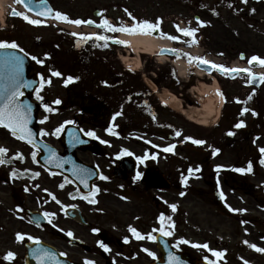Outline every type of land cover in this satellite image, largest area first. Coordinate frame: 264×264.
<instances>
[{
    "label": "rangeland",
    "instance_id": "obj_1",
    "mask_svg": "<svg viewBox=\"0 0 264 264\" xmlns=\"http://www.w3.org/2000/svg\"><path fill=\"white\" fill-rule=\"evenodd\" d=\"M47 1L53 10L66 13L70 19H91L99 23L101 19L106 18L118 27L133 24V20L125 9L137 20L147 19L155 22L157 18H161L160 32L181 37L178 41L168 42L172 50H177L179 41L187 43L192 39L179 33L175 25L198 29L195 33L197 43L180 51V59L187 64L188 76L184 80L177 76L169 62L158 63L157 56H141L140 65L134 71L123 67L121 63V57L127 54L124 45L107 43V46H104L103 41L80 40L79 37L72 35L74 32L100 33L112 37L111 31H97L81 25L73 31L70 27L74 24L71 23L58 25L47 21L40 25H33L22 17L9 18L10 8L16 6L14 0H6L3 6L0 40L14 39L18 45L29 50L31 57L36 56L38 60H47L42 70L51 83L45 84L41 96L49 105L56 106L52 102L57 98L62 103L56 108L57 111L46 115L40 112L39 122L45 116L48 117L45 122H64L73 117L74 109L64 110L65 91L73 90L75 93L84 91L101 101L98 104L99 110L102 109L99 111L101 122H110L112 126L116 122V127L120 129L123 137L128 139L139 137L142 140L147 137L151 142L147 141L148 144L156 149H161L168 144L175 145L172 155L175 167L186 160L185 164H190L193 169L197 167L203 169L202 178L197 176L189 178L190 189L184 201H177L184 207L182 209L184 218H180V223H184L185 226L176 231L182 232L192 245L205 242L209 248L226 250L227 256L224 259L229 263H234L233 259H238L242 263L246 260L249 264H264V253H259L243 243L247 240L264 247V239H262L264 238V172L262 168L256 164L254 176L239 179L238 183L247 182L248 186L244 187L246 192L241 189L236 192L230 190L234 176L230 168L240 166L246 156L252 158L254 162L255 151L264 146V122H260L259 125V122H252L251 114L252 108L254 110L264 108V84L259 89H255L251 100H247L254 88L246 83V75H238L230 80L226 76L211 74V80L206 77L200 79L195 75V61L190 62L189 56L185 55L188 53L194 56L189 52L196 49L198 56L213 59L216 63L224 64L228 68H249L248 59L253 55L264 58V0H247V3H242V0ZM95 10L101 12L97 19L93 17ZM197 17L208 23L199 25ZM159 37L166 39L161 35ZM45 54L52 56L50 58ZM34 63L37 64L36 61ZM50 69L59 71L63 75L59 78L54 77ZM68 75L79 77L76 80L78 83L65 85L63 81ZM156 76L163 88L178 97L184 107H199L196 94H192V89L196 88L200 93H204L202 84L210 85L214 78L218 89L222 88L225 96L222 119L209 128L199 127L159 104L144 83L146 78L154 84L153 80ZM98 80L107 83H99ZM208 96L213 98L211 93ZM236 98H239L241 103H238ZM254 100L258 102L253 103ZM243 101L247 103H242ZM244 107L249 108L250 111L241 116L240 112ZM116 112H122V115L113 120ZM84 115L79 119L80 122H90L87 115ZM219 116L220 112L218 118ZM240 120L245 121V126L241 128L242 130H235L234 125ZM97 122L100 121L97 120ZM177 130L181 132L180 136L175 135ZM230 130L235 131V136L226 135V132ZM252 130L255 132L252 133ZM98 133L100 134L101 131ZM185 136L201 139L206 143L195 145L191 140H184ZM254 140L255 143H253ZM218 145L221 154L211 157L212 148L209 146L218 147ZM234 148H236L235 151ZM216 165L225 166L223 168L226 172L221 179L224 177L223 179L229 185L228 188L222 186L220 177L214 172ZM217 178H219V189L215 181ZM213 188L218 192L219 197L220 191H223L225 195V200L220 199L219 207H213L215 202ZM247 192L249 195H246ZM174 198H179L177 192H174ZM226 203L233 208H242L246 211L232 212L225 206ZM178 208L180 209L179 206ZM241 221L248 223L242 224Z\"/></svg>",
    "mask_w": 264,
    "mask_h": 264
},
{
    "label": "flooded vegetation",
    "instance_id": "obj_2",
    "mask_svg": "<svg viewBox=\"0 0 264 264\" xmlns=\"http://www.w3.org/2000/svg\"><path fill=\"white\" fill-rule=\"evenodd\" d=\"M7 41L15 40L7 39ZM23 49L28 61L27 78L37 74L40 82L41 77L46 79L43 67L35 65L29 50ZM65 92L64 110L68 108L75 110L74 116L65 121H72V123L65 124L59 135H51L50 133L63 122H34L37 138L52 150L40 149L41 145L37 142V147L34 149L32 145L13 137L6 129L0 127V146L9 149L5 154V159L12 161L0 165V264H37L38 261L32 255L34 248L55 253V256L66 259L67 264H85L86 261H93L94 264H154L163 261V249H170L174 255L180 257L183 264L190 263L192 259L215 261V264H244L238 259H233L234 263L226 261L224 258L227 256V252L222 257H216L208 249L194 246L203 245L205 242L177 246L179 238L183 237L187 240L182 232L176 231V229L185 226L184 223H180V218H184L182 210L184 207L177 201H184L185 195L190 189L188 181L191 175L186 173V160L175 167V162L172 159L173 152L164 151L168 145L161 149H153L148 144L147 137H144L143 140L139 137L128 139L123 137L118 128H114L118 135L109 134L106 129L110 122H101L97 98H81L82 102L77 94L71 91ZM32 98L38 104L39 112L46 115L42 106L43 103H47L46 100H37L36 92ZM50 106L56 109L61 104ZM82 115H87L90 122H80L79 119ZM68 124L84 131L94 130L98 138L84 135L89 140L87 146L80 147L70 144L65 147L67 144L62 142V137ZM113 126L116 127V122ZM41 128L49 134L40 135ZM84 131H82L83 134ZM99 131H101L100 134ZM79 137H81L79 134L72 135V139ZM101 141H108V143ZM215 148H220V146ZM65 149H74L70 156L71 179L59 171L54 172L46 167L53 163L62 168L64 164H67L68 162L63 159ZM123 149H127L130 154H122ZM18 151L23 154V159H12ZM33 151L36 152L35 161L31 155ZM52 151H55V157L52 156ZM210 153L211 157H217L221 151L215 156L212 155V151ZM48 154L55 158L52 163L44 159ZM146 154L147 158L137 159V157H145ZM120 166L122 170L116 171L115 169ZM13 169L18 172L16 177L10 176ZM24 169L30 171L24 174ZM74 169L87 170V174H81L84 175L86 184L81 183V179L76 175ZM33 172H39L40 175L32 178ZM138 172L142 175L136 179ZM101 174L108 179H101ZM241 174V178H244L252 176L253 171ZM182 175L188 177L186 183L182 182ZM218 176L222 186L228 188L227 181L221 179L220 173ZM65 178L69 183H65L64 187L60 188L59 185L64 182ZM238 181V178L233 179L230 190L236 192L241 189L246 192L247 182L241 181L240 184ZM93 185L100 189L98 193L90 197V199H95L96 203H90L83 198L92 192ZM26 187L28 191H25ZM44 189H48V192H45ZM49 192L62 203H56ZM174 192L178 193L179 198H174ZM181 192H184L185 195L181 196ZM69 193L72 195L70 196ZM246 195L249 193L247 192ZM170 204L177 205L175 211L169 207ZM220 204L219 199L214 202L213 207H219ZM62 205L64 206L63 210ZM45 211L55 213L52 223H49L48 219L44 217ZM161 213H164L166 217H172V221L165 223V230L173 232L171 236L153 231V229L160 228L157 218ZM173 222L174 230L169 226ZM129 225L137 228L142 234L152 232L156 239L137 240L129 232ZM93 229H97V231L93 232ZM68 231H71L73 235L68 236ZM18 232L26 234L23 241L16 240ZM27 235L38 238L39 244L28 240ZM125 237H128L127 242ZM98 242L108 245L109 250L105 251ZM143 248L154 252L155 257L149 256L143 251ZM8 251L16 253L12 261L3 259L4 254Z\"/></svg>",
    "mask_w": 264,
    "mask_h": 264
},
{
    "label": "snow or ice",
    "instance_id": "obj_3",
    "mask_svg": "<svg viewBox=\"0 0 264 264\" xmlns=\"http://www.w3.org/2000/svg\"><path fill=\"white\" fill-rule=\"evenodd\" d=\"M16 3H20L23 4L24 7L26 9H28L29 11H32V7H31V3L32 0H15ZM242 3H247V0H242ZM36 4H37V8L38 10V15L44 18H53L62 22H67V23H71L74 25H81V24H88V25H96L97 22L94 20H81V19H70V17L66 14L63 13L61 11H55L53 10L51 7L47 6V0H36ZM231 7V5H229ZM251 11H255V9H251ZM125 12H127V14L129 15V17H131V19L133 20V24L131 26H116L114 24H112L111 22H109L106 18L101 19L98 23V27L104 29L105 31H111V32H124V33H128V34H150V32L152 30H156L159 28V25L161 23V18H157V20L155 22H150L147 19L144 20H137L136 17L132 16L131 12H128L127 9H125ZM12 14L15 16H19L22 17L25 21H27L30 24L33 25H40L43 23H46V19H32L29 17V15H27L25 12H18L15 11V9H13ZM197 21L198 24L203 26L205 24H207V21L204 20H200L197 17ZM177 31L179 33H182L184 36H188V37H192L191 40L187 41L188 44H194L197 43V40L195 38V33L198 31L197 28L195 27H181L179 24L175 25ZM73 36H77L79 37L80 40H88V39H93L95 38L96 40L99 41H104L105 44L104 46H107V41L114 40L115 43L117 44H126L127 41H123L120 39H117L115 37H109L107 35H103L100 33H90V34H85V33H72ZM160 35L162 37H165L167 39H170L172 41H178L181 39L180 36L177 35H169L168 33L165 32H160ZM78 46V45H77ZM8 48H19V50L21 52H24L23 48H20V46L17 44V42L12 41L9 42L7 40H0V49H8ZM173 51H178V50H173ZM47 55V54H45ZM185 55L189 56V60L191 61H197L198 63H203L204 65H211L212 68H214L215 70L219 71L222 75L225 76H233L234 74H238V73H247V81L246 83L251 84L253 83V81L256 79L257 76H259V79L264 81V73H254L252 72L251 68H244V69H239V68H228L226 67L224 64H217L213 61L207 60L205 57L203 56H191L188 53H185ZM242 58H243V54H241ZM5 60V62L9 65L10 68H12L14 71L11 74L9 80V85L8 87V91L5 93L4 85H0V127H3L7 130L10 131L11 135L13 137H16L17 139L21 140V141H25L28 144L32 145L33 148L35 149L37 147L36 143L34 142V134L31 128L28 127V124L30 122L29 120V114L31 112V105H26V104H21L17 102V98L19 96L22 95V92L20 91L21 88H28L31 87V82H27V81H20L18 76H19V68L20 65L22 64V59L19 56L16 55H12L9 54L6 57L3 58ZM32 60L36 61L37 63H43V61L38 60L36 56H32L31 57ZM253 62H257L259 65L264 66V58H261L258 55H253L249 60L248 63L249 65H252ZM51 73L53 76H62L63 74L60 73L59 71H53L51 70ZM79 77H74L72 75H68L67 78L63 81L65 85H67L69 82H73L75 80H78ZM51 80L50 79H45L43 77H41V82H40V87L35 89L36 92V99L39 101H43V97L41 96L40 92L41 89L43 88V86L45 84H50ZM103 83H107L106 81H104ZM255 94V89L253 90V93L249 94V96L247 97V100H251L252 96ZM217 95H219L221 97V99H224V94L220 91L217 90ZM238 103H241V101L239 100V98H236ZM55 105H59L62 103V101L57 98L56 100H54L52 102ZM242 103H247V101H243ZM43 108L46 112H54L57 109L52 108L48 103H43ZM250 111L249 108L244 107L241 109L240 115L243 116L244 113ZM122 115V112H116L113 115V120H115V118L117 116ZM252 115H257V113L252 110ZM48 119L47 116H45L40 122L44 123L46 120ZM153 119H155V116H153ZM67 123H72V121H64L63 123H61L58 127H56L54 129V131L52 133H50L51 135H59V133L63 130L64 125ZM245 126V121L244 120H240L238 123H236L234 125V128L239 129ZM81 131H84L83 129ZM106 131L109 134L112 135H118V133H116L114 131L113 126L110 124V126L106 129ZM40 135H48L49 133L41 128L40 129ZM84 135L89 136V137H96V133L94 130H87L84 131ZM176 136H180L181 132L179 130H177L175 132ZM227 135L229 136H233L235 135V133L233 131H228ZM98 138V137H96ZM184 140H191L192 143H194L195 145H203L206 143V141L201 140V139H194L193 137L190 136H185L183 138ZM78 142H83V141H78ZM102 143H108V141H101ZM256 141L254 140L253 143H255ZM149 143H151L149 141ZM47 148V146H45ZM210 148H212V155L215 156L217 155L221 149L220 148H215L212 146H209ZM175 148V145H168L167 147L164 148L165 152H172ZM9 151V149L7 147L4 146H0V165L6 164V163H11V159H5V154H7ZM259 153L261 154L260 159H259V163L264 166V146L260 147L258 149ZM122 154H130L128 152L127 149H123L122 150ZM33 160L35 161L36 158V152L33 151L31 153ZM52 156L55 157L56 153L55 151H52ZM147 158V154L145 157H137L138 160H142ZM155 158V157H153ZM12 159H23V154L20 153L19 151L15 153L14 157ZM53 160L49 159V163H52ZM225 167L224 165H216V170L219 172V170L221 168ZM199 167H197L195 169V171H199ZM235 172L238 173H251L253 171V161L249 160L247 162V166L246 167H235L233 169ZM30 170L28 169H24L23 172L24 174H27ZM75 173L78 177H80L81 179V183H85L86 184V179L84 177V175H81L82 173L87 174V170L86 169H79V170H75ZM194 173V169L190 166L188 169V174L189 176L192 175ZM18 175V172L16 169H13L10 173L11 177H16ZM40 173L39 172H33L32 173V178H35L37 176H39ZM142 174L141 173H137L136 174V179H139L140 176ZM101 179L107 180L108 177L103 176L101 174L100 176ZM182 182L186 183L188 177L187 176H183L181 177ZM65 183H69V181L67 180V178H65L64 182L61 183L59 185L60 188H63ZM36 187H39V185H36ZM217 187L219 189V178H217ZM25 191H28V188H25ZM45 192H48V189H44ZM100 191V189L93 185L92 187V192L89 193V195L83 196V198L85 200H88L90 203H96L95 199H90L91 196H94L96 193H98ZM49 195L52 197V199L54 201H56V203L61 204L62 202L59 201L57 199V197L49 192ZM69 195L71 196L72 194L69 193ZM181 196L185 195L184 192L180 193ZM220 199L221 200H225V195L223 193V191H220ZM167 203V202H166ZM226 207H228V209L232 212H244L246 211V209H236L233 208L231 205H228L226 203L225 205ZM63 205H62V210H63ZM74 207V205H73ZM169 207L172 209V211H175L177 208L176 204H170ZM44 217L46 219H48L49 223H52V218L55 216V213H50L45 211L43 213ZM158 222L160 224V228L159 229H153V231H159L160 233H162L165 236H171L173 234L172 231H166L165 230V223L166 221H172V217L171 216H165L164 213H161L158 216ZM242 224L248 223L247 221H241ZM170 227L173 228L174 230V222L169 225ZM129 232L133 234V236L137 239V240H141V239H145L147 238L148 240H155L156 237L152 235V232H149L147 234H142L139 230H137V228H135L134 226L129 225L128 228ZM63 231V230H62ZM97 229H93V232H96ZM245 232H247V229H245ZM68 236H72L73 233L71 231H68L67 233ZM26 234L25 233H16V240L19 241H23L25 239ZM27 239L34 241L35 243L39 244V239L36 237H33L31 235H27ZM264 239V238H262ZM128 237H125V241L127 242ZM100 244V247L103 248L105 251H108V245L104 244L103 242H98ZM190 243L188 240H186L185 238L181 237L178 239L177 241V246L180 244H188ZM244 244L248 245L250 248L254 249L255 251L259 252V253H264V247H260L258 245H256L255 243H250L247 240L243 241ZM197 247H203L205 249H208L209 251H211L213 253L214 256L216 257H222L225 255L226 250H213L211 248H209L208 244L205 243L203 245H194ZM143 251L146 252L149 256L155 257V253L150 251L148 248H143ZM32 255L35 257V259L38 261V264H46L47 260L52 259L55 256V253L49 252L47 250L41 249V248H34L32 249ZM63 255V254H62ZM16 256V253H14L13 251H8L4 254L3 259L5 261H12ZM207 259V258H206ZM85 264H94L93 261H86ZM168 264H183V262L181 261L179 256L174 255L172 252H169L168 254ZM209 264H215V261H209ZM244 264H249L248 261H244Z\"/></svg>",
    "mask_w": 264,
    "mask_h": 264
},
{
    "label": "bare ground",
    "instance_id": "obj_4",
    "mask_svg": "<svg viewBox=\"0 0 264 264\" xmlns=\"http://www.w3.org/2000/svg\"><path fill=\"white\" fill-rule=\"evenodd\" d=\"M5 3L6 0H0V21H3L1 13ZM70 29L73 31L77 30L74 27H70ZM119 37L120 40L127 41L125 44L127 54L121 57V63L125 68L134 71H136L140 65L139 58L141 54L157 56L162 48L170 49V45L166 40L155 38L150 35L122 33ZM189 53L198 56L196 49L190 50ZM131 55L133 57H131ZM156 59L160 64L169 62L181 80L187 78V64L182 59L174 58L173 60H170L165 56H157ZM194 71L197 77L200 79L204 78L205 73L199 70ZM144 83L154 93L155 97L161 104H164L173 112L180 114L187 121L204 128H209L216 122L222 99L217 95V90L219 89L214 78H212L210 85L202 84L204 93H200L196 88L192 89V94H196L195 97L198 101L199 107H184L178 97L167 89L158 91L155 85L146 78L144 79ZM209 93L213 94V98L208 96Z\"/></svg>",
    "mask_w": 264,
    "mask_h": 264
},
{
    "label": "water",
    "instance_id": "obj_5",
    "mask_svg": "<svg viewBox=\"0 0 264 264\" xmlns=\"http://www.w3.org/2000/svg\"><path fill=\"white\" fill-rule=\"evenodd\" d=\"M47 6H48V4H47ZM31 7H32V11L38 15V10L39 9L37 8V4H31ZM9 54L16 55V56H20L21 53L18 50L0 49V57L1 56H7ZM161 54H165V55H168V56H171V57L178 56L177 53H174V52H171V51H168V50H164V49L161 50ZM197 67L199 69H206L207 72H210L211 71L210 68H208L207 66L201 65V64H197ZM18 78L21 81V79H20L19 76H18ZM256 79H258V80H256L253 83H254V85L256 87H258L260 85V79L258 77H256ZM22 90H24V89L21 88L20 91H22ZM17 102L18 103H21V104L31 105V112L29 114V120H30V122H34V120H35L34 114H35V111H36L35 105L31 101H29L28 98L22 99L20 101L17 100ZM31 126H32V123L30 124V127ZM46 264H54V261L52 259H50L49 262L46 261ZM191 264H202V263L191 261Z\"/></svg>",
    "mask_w": 264,
    "mask_h": 264
},
{
    "label": "trees",
    "instance_id": "obj_6",
    "mask_svg": "<svg viewBox=\"0 0 264 264\" xmlns=\"http://www.w3.org/2000/svg\"><path fill=\"white\" fill-rule=\"evenodd\" d=\"M258 101H255L254 103H257ZM261 109V108H260ZM253 109L256 113H257V115H253L252 116V118H253V120H252V122H264V108L263 109ZM258 123V124H259Z\"/></svg>",
    "mask_w": 264,
    "mask_h": 264
}]
</instances>
